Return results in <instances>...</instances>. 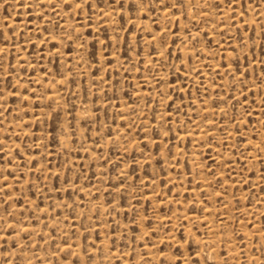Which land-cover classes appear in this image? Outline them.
Here are the masks:
<instances>
[{
  "label": "rangeland",
  "instance_id": "1",
  "mask_svg": "<svg viewBox=\"0 0 264 264\" xmlns=\"http://www.w3.org/2000/svg\"><path fill=\"white\" fill-rule=\"evenodd\" d=\"M68 2L0 0V264H264V0Z\"/></svg>",
  "mask_w": 264,
  "mask_h": 264
},
{
  "label": "snow or ice",
  "instance_id": "2",
  "mask_svg": "<svg viewBox=\"0 0 264 264\" xmlns=\"http://www.w3.org/2000/svg\"><path fill=\"white\" fill-rule=\"evenodd\" d=\"M63 2H64V4H65V7H66V8H71V7H72V4L69 3L68 0H63ZM84 2L87 3V0H84ZM142 3H143V0H137V6L142 5ZM178 6H179V7H183V0H176L175 3H172V4H171V7H172V8H176V7H178ZM75 7L80 8V7H81V4H76ZM162 7H163V8H168V7H169V4L166 3V2H164V0H162ZM251 7H252V5H251V3H250V4H249V8H251ZM69 39H71V37H70ZM2 52H3V49H0V53H2ZM57 116H58V114H57ZM61 127H63V125H61ZM9 227H11V226H9ZM183 243H184V244H187V245L189 246V249H190L191 251H193V252L196 251V249L192 247V240H191V239L185 240V241H183ZM162 255H163V252H162ZM197 255H199V253H197ZM161 264H165V262H164L163 259L161 260ZM175 264H180L179 260H177V261L175 262ZM191 264H199V261H198V260H195V259H192V260H191Z\"/></svg>",
  "mask_w": 264,
  "mask_h": 264
}]
</instances>
